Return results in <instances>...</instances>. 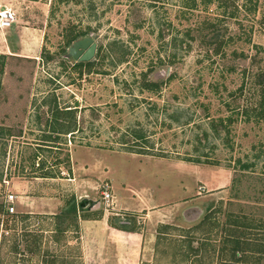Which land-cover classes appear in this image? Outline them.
Returning <instances> with one entry per match:
<instances>
[{"label":"rangeland","instance_id":"374dc122","mask_svg":"<svg viewBox=\"0 0 264 264\" xmlns=\"http://www.w3.org/2000/svg\"><path fill=\"white\" fill-rule=\"evenodd\" d=\"M222 5L0 0V264H264V0Z\"/></svg>","mask_w":264,"mask_h":264},{"label":"water","instance_id":"95a60500","mask_svg":"<svg viewBox=\"0 0 264 264\" xmlns=\"http://www.w3.org/2000/svg\"><path fill=\"white\" fill-rule=\"evenodd\" d=\"M97 51V42L91 36H85L77 39L69 47L66 57L73 58L76 61L88 62L91 61ZM97 204L96 201L84 198L79 202V210H91ZM88 206V207H87Z\"/></svg>","mask_w":264,"mask_h":264},{"label":"built area","instance_id":"2783aa9c","mask_svg":"<svg viewBox=\"0 0 264 264\" xmlns=\"http://www.w3.org/2000/svg\"><path fill=\"white\" fill-rule=\"evenodd\" d=\"M16 22V16L14 12L6 9V7L0 6V29L7 30L13 26ZM102 199L105 203H110L112 200L111 188L108 184L102 186ZM17 195L10 193L7 197L6 210L9 215L16 212L15 202L17 200Z\"/></svg>","mask_w":264,"mask_h":264},{"label":"trees","instance_id":"16d2710c","mask_svg":"<svg viewBox=\"0 0 264 264\" xmlns=\"http://www.w3.org/2000/svg\"><path fill=\"white\" fill-rule=\"evenodd\" d=\"M216 2L217 3V5H218V7L219 8H223V1L224 0H210V2ZM84 34H82V35H80V36H77V37H75L74 39H72V42L73 41H76L77 39H79L81 36H83ZM261 48V47H260ZM78 64H81V65H84V64H90V62H88V63H78ZM69 113H70V111H69ZM141 155H147V154H141ZM76 207V206H75ZM77 208V207H76ZM73 212H76V210L74 209V207H73ZM64 215V213H62V214H60L59 215V217H62ZM127 223H123V225H122V227H125V226H127L126 225Z\"/></svg>","mask_w":264,"mask_h":264},{"label":"crops","instance_id":"0c3cea01","mask_svg":"<svg viewBox=\"0 0 264 264\" xmlns=\"http://www.w3.org/2000/svg\"><path fill=\"white\" fill-rule=\"evenodd\" d=\"M2 31H5V30H2ZM84 181V180H83ZM78 183V185H81V182H80V180L79 179H77L76 178V184ZM80 187H83L82 185L80 186ZM93 188V187H92ZM96 188V187H95ZM58 197V196H57ZM87 197V196H86ZM18 198V197H17ZM79 199H81V198H79ZM49 203V202H48ZM52 205L54 204V203H52V202H50ZM106 231V230H105ZM110 231H112V232H108V233H110V234H114V230H112V228H111V230ZM115 231H117V230H115ZM124 231V230H123ZM122 232V231H121ZM120 232V233H121ZM106 233H107V231H106ZM117 233V232H116Z\"/></svg>","mask_w":264,"mask_h":264},{"label":"flooded vegetation","instance_id":"af4514ba","mask_svg":"<svg viewBox=\"0 0 264 264\" xmlns=\"http://www.w3.org/2000/svg\"><path fill=\"white\" fill-rule=\"evenodd\" d=\"M66 55H67V54H66ZM95 55H96V54H95ZM66 58H67V57H66ZM69 59H73V58H69ZM93 59H94V58H93ZM93 59H92V60H93ZM73 60H74V59H73ZM92 60H91V61H92ZM78 62H79V63H88V62H90V61H88V62H80V61H78Z\"/></svg>","mask_w":264,"mask_h":264}]
</instances>
